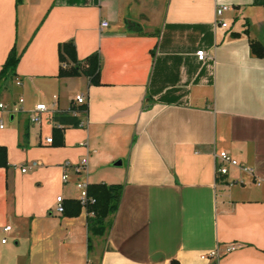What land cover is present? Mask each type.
I'll list each match as a JSON object with an SVG mask.
<instances>
[{
  "label": "crops",
  "instance_id": "1",
  "mask_svg": "<svg viewBox=\"0 0 264 264\" xmlns=\"http://www.w3.org/2000/svg\"><path fill=\"white\" fill-rule=\"evenodd\" d=\"M218 4L231 7L226 27ZM69 42L85 69L95 56L98 83L60 75ZM253 42L264 47V0H0L10 164L0 166V264H264V57ZM40 103L49 111L31 124ZM222 151L252 171L217 178ZM86 156L87 171L63 182L64 162ZM78 179L124 186L103 235L87 209L57 211L58 196L78 199ZM229 244L239 247L225 253ZM217 248L218 260L201 258Z\"/></svg>",
  "mask_w": 264,
  "mask_h": 264
},
{
  "label": "trees",
  "instance_id": "2",
  "mask_svg": "<svg viewBox=\"0 0 264 264\" xmlns=\"http://www.w3.org/2000/svg\"><path fill=\"white\" fill-rule=\"evenodd\" d=\"M252 50L260 57H264V47L258 42L252 43ZM20 59V55L13 50L1 72V77L8 78L14 75L16 65ZM61 76H77L85 74L91 78L93 83H98V64L95 56L88 59L89 67L84 68L80 61L77 60L76 50L73 43H64L60 46ZM61 117L55 119L60 120ZM62 119V118H61ZM73 125H79L78 119L71 118ZM61 121V120H60ZM0 166L8 168L10 164L7 161V150L4 146H0ZM124 186L122 184H89L88 195L95 199V203L89 204L86 208L89 215V230L94 235H103L107 229V218L110 214L115 213L121 203ZM82 210L81 202L77 200H69L64 203V212L66 215H79Z\"/></svg>",
  "mask_w": 264,
  "mask_h": 264
},
{
  "label": "built area",
  "instance_id": "3",
  "mask_svg": "<svg viewBox=\"0 0 264 264\" xmlns=\"http://www.w3.org/2000/svg\"><path fill=\"white\" fill-rule=\"evenodd\" d=\"M229 9H231V7L227 4H218L215 8V24H221L222 26L226 27L227 23L223 21V15L226 11H228ZM109 23L108 21H102L101 22V28H106L108 27ZM196 56L197 59L201 62H205L207 59L210 58V55L208 54L207 51L205 50H198L196 51ZM18 84H21L20 81H18ZM76 101L77 103H83L84 102V97L82 95H78L76 97ZM24 102V98H19L18 103L22 104ZM7 108V106L3 103H0V109L5 110ZM12 111H20L21 109L18 107H13L11 108ZM49 108L45 103H40L37 104L34 108V110H32L29 114V121L31 124H40L43 120V113L48 112ZM56 126L61 127L59 124H56ZM1 127H3V125L1 124ZM52 138H47V142L51 143L52 142ZM87 167H88V156L84 157L81 159L80 162L72 164L71 162H64L63 164V173H62V181L63 182H68L69 179V173L68 170L72 169L76 174H81V173H85L87 171ZM230 167H239L240 169L247 171V172H251L252 169H250L249 167H246L244 164L240 163L238 160H236L235 158H233V156L228 152V151H222L219 154L215 155V174L216 177L219 178L220 176H224L227 175L229 173V169ZM26 167L22 168V171L25 172L26 171ZM88 186L89 183L87 180H83V179H78V181H76V187L79 191V197L78 200L81 202L82 207L83 208H87L89 204H93L95 203V199L91 198L88 195ZM64 199L63 196H58L57 197V211L59 213H63L64 212ZM89 215H94L93 212L88 213ZM12 229V227L10 225L5 226L4 227V231L5 232H9ZM7 241L6 238L2 239V242L5 243ZM239 247V244H229L226 248H225V253H229L235 249H237ZM221 253L219 248L214 249V250H210L206 253H204L201 258L208 260V259H219ZM218 264V262L216 263Z\"/></svg>",
  "mask_w": 264,
  "mask_h": 264
},
{
  "label": "water",
  "instance_id": "4",
  "mask_svg": "<svg viewBox=\"0 0 264 264\" xmlns=\"http://www.w3.org/2000/svg\"><path fill=\"white\" fill-rule=\"evenodd\" d=\"M115 165H121V161L116 162Z\"/></svg>",
  "mask_w": 264,
  "mask_h": 264
}]
</instances>
